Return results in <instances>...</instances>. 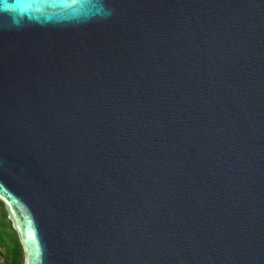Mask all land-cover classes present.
Returning a JSON list of instances; mask_svg holds the SVG:
<instances>
[{"label": "water", "instance_id": "obj_1", "mask_svg": "<svg viewBox=\"0 0 264 264\" xmlns=\"http://www.w3.org/2000/svg\"><path fill=\"white\" fill-rule=\"evenodd\" d=\"M0 200L24 264H264V0H0Z\"/></svg>", "mask_w": 264, "mask_h": 264}, {"label": "trees", "instance_id": "obj_2", "mask_svg": "<svg viewBox=\"0 0 264 264\" xmlns=\"http://www.w3.org/2000/svg\"><path fill=\"white\" fill-rule=\"evenodd\" d=\"M0 257L1 264H24V251L16 230L0 200Z\"/></svg>", "mask_w": 264, "mask_h": 264}, {"label": "rangeland", "instance_id": "obj_3", "mask_svg": "<svg viewBox=\"0 0 264 264\" xmlns=\"http://www.w3.org/2000/svg\"><path fill=\"white\" fill-rule=\"evenodd\" d=\"M2 263V258L0 257V264Z\"/></svg>", "mask_w": 264, "mask_h": 264}]
</instances>
